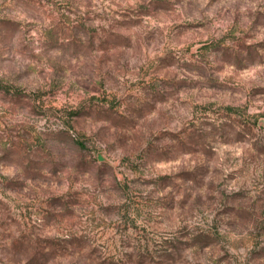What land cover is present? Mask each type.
<instances>
[{
    "label": "rangeland",
    "instance_id": "obj_1",
    "mask_svg": "<svg viewBox=\"0 0 264 264\" xmlns=\"http://www.w3.org/2000/svg\"><path fill=\"white\" fill-rule=\"evenodd\" d=\"M0 264H264V0H0Z\"/></svg>",
    "mask_w": 264,
    "mask_h": 264
}]
</instances>
